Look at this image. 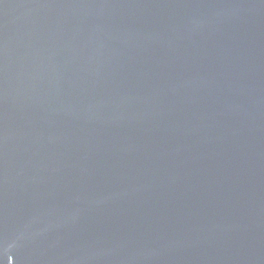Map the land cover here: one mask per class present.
<instances>
[{"label": "water", "instance_id": "95a60500", "mask_svg": "<svg viewBox=\"0 0 264 264\" xmlns=\"http://www.w3.org/2000/svg\"><path fill=\"white\" fill-rule=\"evenodd\" d=\"M0 264H264V0H0Z\"/></svg>", "mask_w": 264, "mask_h": 264}]
</instances>
